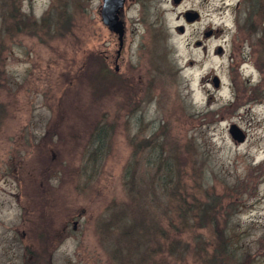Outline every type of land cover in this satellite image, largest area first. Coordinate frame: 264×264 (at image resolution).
<instances>
[{"label":"rangeland","instance_id":"rangeland-1","mask_svg":"<svg viewBox=\"0 0 264 264\" xmlns=\"http://www.w3.org/2000/svg\"><path fill=\"white\" fill-rule=\"evenodd\" d=\"M103 3L0 0V264H264V0Z\"/></svg>","mask_w":264,"mask_h":264},{"label":"water","instance_id":"water-1","mask_svg":"<svg viewBox=\"0 0 264 264\" xmlns=\"http://www.w3.org/2000/svg\"><path fill=\"white\" fill-rule=\"evenodd\" d=\"M180 2V0H176ZM125 0H104L102 7V19L103 22L116 33L119 34V39L122 41L124 35V23L122 21L123 17V8ZM198 17L197 13H187L185 18L187 21L191 22ZM180 31H183V27L178 28ZM201 42H198L197 45H200ZM218 79H215V86L218 87ZM230 133L234 139L242 142L245 139L244 133L235 125H232L230 128Z\"/></svg>","mask_w":264,"mask_h":264},{"label":"trees","instance_id":"trees-1","mask_svg":"<svg viewBox=\"0 0 264 264\" xmlns=\"http://www.w3.org/2000/svg\"><path fill=\"white\" fill-rule=\"evenodd\" d=\"M103 133H104V130L103 129H100V130H98L96 133H94V137L96 138H94L93 140L95 141V142H98V143H100V144H103V139L101 138V136L103 135ZM92 140V141H93ZM102 147V146H101ZM98 150H100V151H98V152H101V148L100 147H98ZM161 149H159L158 150V152L160 151ZM97 151V150H96ZM159 153H162V151L161 152H159ZM166 160H168V159H166L165 157H163V156H161V158H159L158 159V161L157 162H152L150 165H153V166H155V164H156V169H157V172L158 171H160L161 170V172H162V176H161V178H160V181H161V187H162V190H163V195H167V194H169V193H167L166 192V190H167V187H168V189L170 190V188H172V187H174V184H175V181H176V179H178V175L175 177L174 176V173H175V170H174V167H173V162H171V161H166ZM133 172H134V169H133V166L131 167L130 166V168H128V170H127V176H126V178L127 179H130L131 178V176H132V174H133ZM176 174V173H175ZM130 177V178H129ZM159 180V179H158ZM133 181H134V179H130V183H132V184H134L133 183ZM133 186V185H132ZM132 186H130V187H132ZM179 189L177 190V193H179ZM176 193V192H175ZM186 206V205H185ZM176 209V208H175ZM182 209V207H180V210ZM188 209V208H187ZM209 209L210 208H208V206H206L205 208H204V211H202L200 214L202 215V214H204V216H203V218H206V215H207V212L209 211ZM176 211H179L178 209H176ZM189 212V211H188ZM201 215H200V217H201ZM195 218V217H194ZM194 227H201V226H194ZM220 233V235H219V243H220V246H221V248L224 250V249H226V247L227 248H230L229 246H231V249H232V245H229V246H227L226 244H224L223 243V235L225 236V231L224 230H222L221 232H219ZM165 234L164 233H162V234H160V238L161 239H166V236H164ZM225 237H227V236H225ZM231 240H232V237L230 238V239H228V242L227 243H229V242H231ZM218 251H219V248H218ZM225 252V251H224ZM214 253H216V250L214 251ZM221 253V252H220ZM243 259V258H242ZM211 262H215V259L213 258L212 260H211Z\"/></svg>","mask_w":264,"mask_h":264}]
</instances>
